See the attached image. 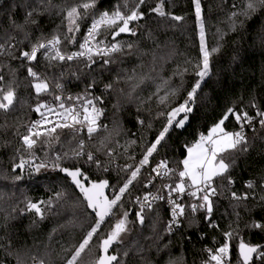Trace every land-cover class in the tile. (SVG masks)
Segmentation results:
<instances>
[{
  "label": "trees",
  "instance_id": "16d2710c",
  "mask_svg": "<svg viewBox=\"0 0 264 264\" xmlns=\"http://www.w3.org/2000/svg\"><path fill=\"white\" fill-rule=\"evenodd\" d=\"M82 2H3L0 5V43H4L6 36L15 37L13 52L19 57L21 51H29L32 44L40 39H50L57 34L63 38L66 11ZM134 2L96 0L95 8L80 21L79 31L75 33L77 42H65L62 47L66 52L77 51L94 16L118 7L127 12ZM158 3L160 0H147L140 10L144 13L143 19L130 25L136 28V35L122 33L116 37L124 46L121 52L112 54L107 65L96 58L91 69L85 67L83 61L49 66L43 54L38 53V60L31 62V66L46 76L49 83V92L39 96L27 74L29 62L0 55V75L4 76L0 87L7 90L12 84L16 92L13 107L8 112L0 110V264H17L18 258L24 264H33L32 256L44 258L47 264H64L71 250L95 223V214L87 208L71 178L53 167L57 163V155L62 157L58 161L61 167H79L90 181L107 180L110 186L122 185L129 173L121 171V167L138 164L146 146L155 140L165 125L167 117L159 114L171 111L187 99L188 92L197 82L195 66L201 60L195 5L193 0H164L166 15L160 16L150 11ZM244 3L245 0H201L206 47L210 50L218 46L219 51L211 54L209 74L197 90L185 126L173 128L166 141L162 142L163 146L150 158V163L168 160L169 167L177 170L172 181L178 179V171L182 168L179 162L185 158L187 147L196 143L201 134L206 135L228 108L249 113H254L257 108L264 111V9L253 13L250 18L240 17L233 31L229 15L232 11L242 10ZM33 10V16L28 18L27 13ZM26 19L36 23L26 24ZM239 20H243V26ZM13 22L25 25L24 30L14 28ZM105 35L108 41L112 40L109 33ZM128 44L132 47L129 48ZM177 72H182L183 76L175 75ZM93 82L94 86L89 88ZM56 83L62 85L64 92L84 96L87 91L93 97H102L103 103L97 105L103 109L101 122L106 127L99 128L91 138L87 133L74 134L70 129H57L53 136L58 134V140L42 135L29 153L23 150L21 137L37 116L35 107L53 94ZM106 84L113 87L105 90ZM173 89L176 90L175 95H169L167 103L161 104L159 97ZM253 103L256 107H252ZM183 115L181 113V117ZM224 127L226 131H236L234 116L225 121ZM246 135L250 141L249 149L237 155L235 166L228 173L233 183L228 184L227 180L218 177L214 184L217 195L212 198V220L218 227H209L204 211L191 214L186 209L188 214L181 227L167 234V211L161 202L146 214L145 223L141 226L135 215L139 210L136 198L145 191L142 182L147 178V171L141 169L122 199L123 208L115 210L116 217L106 218L101 230L93 237L89 246L93 250L92 257L96 259L101 255L99 239L107 234L125 210L129 213L130 231L123 237L122 244H114L109 249V254L118 255L120 264H168L170 259L179 258H182V264H204L209 259L206 248L213 244L222 245L226 242L223 233L233 230L234 237L227 241L233 264L238 259L241 240L252 245H264V230L252 227L253 223L264 224V202L259 199L264 195V189L260 187L264 183V129L257 125L255 131H248ZM79 139L85 142V152H93L108 171L98 168L95 163H86V156L69 158ZM109 150L112 151L111 157L107 155ZM21 156L27 161L24 169L13 171ZM41 163L47 167L36 172L35 166ZM17 175L21 179L17 180ZM248 181L255 183L254 190L246 187ZM57 192L65 195L57 200ZM104 192L111 198V187ZM232 192L248 193L249 199L236 201L232 199ZM49 199L52 200L51 208L41 206L44 219H40L34 210L26 209L29 200ZM125 251L127 255H124ZM253 262L264 264L256 254H253Z\"/></svg>",
  "mask_w": 264,
  "mask_h": 264
},
{
  "label": "snow or ice",
  "instance_id": "6c2138e0",
  "mask_svg": "<svg viewBox=\"0 0 264 264\" xmlns=\"http://www.w3.org/2000/svg\"><path fill=\"white\" fill-rule=\"evenodd\" d=\"M146 3V0H138L135 8L129 9L127 12L116 8L111 13L105 11L99 14L98 18L94 16L92 24L87 30V33L83 39V42L79 43V49L74 52H66L62 47L65 42L68 44H75V33L79 31L80 21L88 15L89 10L95 8L96 0H83L82 3L77 4L69 8L65 15L66 32L63 38L57 34L53 35L50 39H40L36 43L32 44L30 51H21L19 57L15 56L13 49L15 45L11 41L15 40L13 36H6L4 43H0V55H8L13 59H22L29 62L27 67V74L32 78L31 86L34 88L37 96L42 93L49 92V83L46 76H42L40 73L34 70L31 66V62L38 60V53L43 50V56L48 62L49 66H55L58 63H67L72 61H83L85 67L91 69L96 63V58L103 60L105 65L111 62L112 54L121 52L123 49V43L116 40L122 33H130L136 35V28L130 27L132 22L143 19L144 13L139 10L140 5ZM195 5L196 19L200 25V51L202 54L201 61L195 66V75L198 77L197 82L192 87V90L188 92L187 99L177 107L171 109L168 112H161L159 115L166 116L167 121L163 128L158 132L155 140L146 146L142 158L136 165H124L121 167V171L129 173L125 178L122 185L110 186L107 180H101L99 182L90 181L89 177L82 173L79 167L75 169H69L61 167L58 161L62 158L57 155V163L53 164L54 168L65 173L71 178V183L79 189L83 196V200L86 201L87 208L91 209L95 214V223L87 231L83 240L75 246L72 250L70 258L66 259L65 264H84L82 260V254L86 249L90 251V244L93 237L101 230V226L105 224L106 218L116 217L117 209L123 208L122 199L129 187L137 180L141 173V169L148 165L150 158L154 153L158 151L159 147H162V142L166 141V137L173 128H183L188 120V114L192 111L191 105L195 102L197 90L200 88L201 82L209 74L210 57L212 53L219 51V47H213L210 50L205 44L204 33V19L202 18L201 0H193ZM126 7V6H125ZM232 8L235 9L236 5L233 4ZM260 9H264V0H245V3L240 11H232L229 15L231 21L232 30L235 31L237 27V21L240 17L250 18L251 15ZM33 11L27 13V17L33 16ZM150 11L157 13L160 16H165L164 0H160L154 8ZM175 20L182 19L181 17H173ZM27 23H36L35 20L26 19ZM240 26H243V20H239ZM13 27L23 31L25 25L15 24ZM105 33H109L112 36V40L108 41ZM103 37V38H102ZM27 38V34H26ZM222 38V37H221ZM129 48L132 44L127 45ZM187 69H184L186 72ZM175 75L183 76L182 72L174 73ZM15 75V73H13ZM63 75V73H61ZM132 79V77H129ZM4 81V76L0 75V82ZM167 84V81H165ZM94 86L89 85V88ZM57 89H62L60 83H56ZM112 84H106L105 90L111 89ZM134 90V89H133ZM159 91V89H158ZM176 90L173 89L170 93H166L164 96L159 97L161 104H166L169 95H175ZM16 101V92L9 84L7 90L0 87V110L8 112ZM54 101L58 102L53 106L48 102H39L34 111L40 113L41 120L34 121L28 128L27 133L21 137L23 150L29 151L36 145L37 141L42 135L48 138L59 139L57 129H70L74 134H78L86 128L89 138L98 131L99 127H106L98 124L99 117L103 114V109L97 107V103H103L102 97H93L91 93L87 92L84 96L76 97H62L56 95ZM252 107H256L253 103ZM41 109H45L48 114L56 115L59 122L52 123L47 119L45 112ZM181 113L184 115L181 117ZM230 116H234L239 129L236 131H226L225 121ZM178 117H180L178 119ZM256 117H259L258 123L261 129H264V111L257 108L256 116H250L247 111H236L234 108H228L222 118L209 130L208 135H200L199 140L192 146L187 147V156L179 163L183 165V169L178 171V179L172 181V177L177 175V170L170 168L166 159L161 160L155 167L151 169L154 176H150L146 187L153 186L156 178H160L162 181H172L162 184V188L158 189L155 194L149 192L143 199L137 197V203L139 204V210L135 213L137 222L143 226L146 219V214L153 211V206L156 201L167 200L170 207L171 218L165 225V232L172 234L177 228L181 226V218H185L188 213L195 214L198 211L205 212V219L208 221L209 227H218L214 220H212L214 201L213 196L217 195V187L214 186L216 178L227 180L228 184H232L233 180L228 174L230 169L235 166L237 155L241 152H247L250 146L249 138L245 132V126L251 127L255 131L254 121ZM45 123H51L50 129H46L44 133L37 129L43 126ZM141 124L144 121H140ZM151 127V125H149ZM131 143H135L132 141ZM85 142L83 139L77 141L76 148L73 149L71 156L68 153H64L65 157L80 158L87 157L86 163H95L98 168H102L104 171L109 169L104 166L99 159L93 154V152H85ZM18 152L21 149L17 150ZM110 157L112 151L107 153ZM135 159L134 157H130ZM27 161L20 157L18 164L13 166V171L16 169H24ZM47 165L41 163L35 166V171L39 172L41 168H46ZM16 179H21L20 175L16 176ZM88 181V184L85 183ZM255 183L253 181L246 182L248 189H255ZM112 188L111 198L105 195L104 190L106 188ZM264 189V183L260 185ZM166 192V195L161 194ZM65 194L57 192L55 194L56 199L60 200ZM184 196H187L192 201L189 204L182 203ZM231 196L236 201H243L249 199L248 193L238 194L232 192ZM260 201L264 202V195L260 196ZM42 205H46L47 208L52 207V200L32 202L29 200L26 204L28 211H35V213L44 219V209ZM238 215V214H237ZM128 211H122L120 216L116 218V222L112 225L107 234L99 239V248L101 255L96 257L94 264H120V260L117 254H109V249L114 244H122L123 237L130 231ZM252 227L260 228L264 230V224L253 223ZM226 238V242L218 248H208L206 251L209 254V259L204 264H230V241L235 231H226L223 233ZM167 247V245H165ZM142 251V249H137ZM128 252L125 251L124 255ZM253 254L264 262V245H252L241 240L238 244V259L236 264H254ZM33 264H47L44 258H38L37 256L31 257ZM17 264H24L21 259H17ZM168 264H182V258L170 259Z\"/></svg>",
  "mask_w": 264,
  "mask_h": 264
},
{
  "label": "built area",
  "instance_id": "2783aa9c",
  "mask_svg": "<svg viewBox=\"0 0 264 264\" xmlns=\"http://www.w3.org/2000/svg\"><path fill=\"white\" fill-rule=\"evenodd\" d=\"M7 1H10V0H0V5H1V3H3V2H7ZM102 12H105V11H102ZM102 12H101V13H102ZM107 12H108V11H107ZM109 13H111V12H109ZM98 16H99V15H98ZM98 16H97V18H98ZM92 21H93V20H92ZM92 21L89 23V25H88V27H87V30H88V28L90 27V25L92 24ZM87 30H86V32H85V34H84V36H83V38L81 39L80 42H83V39H84V37H85V35H86V33H87ZM16 41H17V40H16V38H15V40L11 41V43H12V44H15ZM29 51H30V50H29ZM41 53H43V50H41ZM26 62H27V61H26ZM56 95H60V96L65 97V98L68 97V96H71V97H76V96H78V95H76V94H72V93L64 92L62 89L54 88V89H53V94H52V95H49V96H47V97H45L41 102L46 101V102H48L49 104H52L53 106H55V104L58 103V102H55V101H54V97H55ZM79 96H83V95H79ZM97 107L101 108V107L98 106V105H97ZM41 111H42V112H45V114H46V116H47V119H48L49 121H51L52 123L59 122L58 117H57L56 115L48 114L47 111H46L45 109H41ZM256 111H257V110H255L254 113H249V112H248V114H249L250 116H254V117H255V116H256ZM102 117H103V114H102V115L99 117V119H98V124H99V125H103L102 122H101ZM259 119H260L259 117H256V120L253 122V123H254V127L257 126V125H259V123H258V120H259ZM39 120H41V115H40V113L37 112V116L31 121L30 125H31L34 121H39ZM234 121H235V123L237 124V122H236V120H235V117H234ZM30 125H29V126H30ZM51 126H52L51 123H45L43 126L39 127L37 130L43 133V132H45L46 129H50ZM99 128H101V127H99ZM238 129H239V125L237 124V129H236V130H238ZM252 130H253V129H252L251 127L245 126V132H246V133H247L248 131H252ZM79 133H87L86 128H85L83 131L79 132ZM194 144H195V143H194ZM161 160H164V159H161ZM161 160H158V161H156V162H154V163H150V162H149L148 165H146V166H144V167L142 168V169H145V170L147 171V178L142 182V187L145 189V191L139 196V198H141V200H142L143 197H144L146 194H148L149 192L155 194V193L157 192L158 189H161V188H162V184H163V183L170 182V181H162L160 178H156L155 181H154V185H153V186H149V187H146V186H145V185L148 183V180L150 179V176H154V175H155V173H152L151 169H152L153 167H155L156 164H158ZM166 160H167V159H166ZM167 161H168V160H167ZM161 194L166 195V192H163V191H162ZM215 196H216V195H215ZM215 196H213L212 198H214ZM232 199H233V198H232ZM136 200H137V198H136ZM158 202L163 203L164 206H165V208H166V211H167V220H166V224H167L168 221H169L170 218H171V213H170V207H171V206L168 204L167 200L156 201V202L154 203V206H155ZM189 202H192V201L190 200V198L187 197V196H184V198H183V200H182V203H184V204L187 205ZM138 206H139V204H138ZM154 206H153V207H154ZM183 220H184V218H181V225H182ZM166 224H165V225H166ZM180 227H181V226H180ZM180 227H179V228H180ZM179 228H177L176 230H178ZM176 230H175V231H176ZM175 231H174V232H175ZM219 246H221V245H219V244H213V246L207 247L206 249H208V248L215 249V248H218ZM208 258H209V254H208ZM212 264H214V262H212ZM230 264H233V263L230 262Z\"/></svg>",
  "mask_w": 264,
  "mask_h": 264
},
{
  "label": "rangeland",
  "instance_id": "374dc122",
  "mask_svg": "<svg viewBox=\"0 0 264 264\" xmlns=\"http://www.w3.org/2000/svg\"><path fill=\"white\" fill-rule=\"evenodd\" d=\"M137 3H138V0H135V2H134V5H133V7H131L130 9H133V8H135L136 7V5H137ZM146 3H147V0H146ZM145 3V4H146ZM145 4H143V5H140V8H139V10H141L143 7H144V5ZM112 12V11H111ZM197 27H198V30H199V32H198V39H199V43H200V46H201V40H200V25H199V23H197ZM205 38V37H204ZM205 43H206V40H205ZM200 54H201V51H200ZM201 58H202V54H201ZM201 61V60H200ZM209 132V131H208ZM44 133V132H43ZM208 135V133L205 135V136H207ZM194 145V144H193ZM192 146V145H191ZM187 156V150H186V155H185V157ZM34 160L32 159L31 160V162H33ZM183 169V165H182V168H181V170ZM41 171V170H40ZM116 222V221H115ZM115 224V223H114ZM94 225V224H93ZM92 225V226H93ZM91 228V227H90ZM90 230V229H89ZM88 230V231H89ZM84 238V237H83ZM83 238L80 240V242L83 240ZM79 242V243H80ZM78 243V244H79ZM78 246V245H77ZM91 251H93V250H91V248H90V251L89 250H87L86 249V251H85V253L84 254H82V260H83V262H84V264H94V262H95V258L94 257H92V254H91ZM71 254H72V250H71V252H70V254H69V258H70V256H71ZM90 255V256H89ZM65 264V263H64Z\"/></svg>",
  "mask_w": 264,
  "mask_h": 264
}]
</instances>
